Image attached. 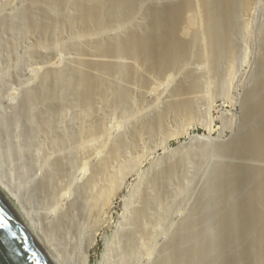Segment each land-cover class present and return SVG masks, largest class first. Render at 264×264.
I'll list each match as a JSON object with an SVG mask.
<instances>
[{"label":"rangeland","instance_id":"rangeland-1","mask_svg":"<svg viewBox=\"0 0 264 264\" xmlns=\"http://www.w3.org/2000/svg\"><path fill=\"white\" fill-rule=\"evenodd\" d=\"M32 2L0 0V180L9 191H18L23 195L27 201L23 211L37 225L36 232L39 228L45 231L48 222L46 216H53L55 218L52 219L57 220L60 214H69L71 224L68 232L50 234V239L54 236L52 241L55 247L58 246V252L63 255L62 258H56L58 262L77 264L79 246L89 248L88 264H152L156 260L162 263L166 258V247L180 234L183 224L198 208H202L201 217L211 227L207 229H214L216 233L214 223L230 207L231 201L227 199L220 207L216 205L219 189L216 190L213 181L215 169L221 165L227 168L238 165L248 167L250 161L249 167L263 168L264 158H250L247 162L248 156L236 152L224 154L208 148V151L203 149L201 154L190 156L184 169H178L168 185H160L159 194L150 190L149 181L159 167L168 164L169 154L180 152L182 146L188 145L191 140L214 146L218 140L220 144H227L235 138L243 116L249 109L248 94L261 80L259 76L264 74L261 65L264 57V0H254L246 15L239 14L240 26L233 40L234 54L232 58L226 55L225 62L221 64L222 72L213 69L206 71V62L197 57L184 61L175 70L155 74L148 72L140 59L126 55L116 58L95 56L96 59L132 65L136 76H144L147 82L141 83L139 79L126 81L117 72L91 70L100 75L106 85L105 98L96 95L93 114L76 102L74 89L68 86L56 89L58 96L62 97L60 104L47 102V105L37 100L44 67L56 63L58 68H63L83 57L76 49L74 40L82 32L78 27L72 31L60 27L43 32L40 26L29 25L25 12ZM47 5L45 2L42 6L46 8ZM72 12L74 9L69 11ZM42 13L44 15L45 12L40 11L39 15ZM44 16L40 19L43 20ZM185 24L183 22L178 27L180 36H183L181 28L184 27L191 33ZM87 35L88 32L82 34ZM83 42V45L87 44V41ZM61 45L65 47L59 48ZM194 46L195 50L202 47L199 43ZM36 48L40 50L35 51ZM203 70L207 72L204 86L192 94L196 120L184 125L169 117L167 125L171 133L175 132L173 137L164 129L156 132L145 130L144 120H150L169 102L179 99L176 93L178 85L192 75H201ZM119 89L128 91L127 98L121 103L116 101ZM207 96L213 98L211 106L205 100ZM44 117L49 120L48 125L43 121ZM94 125L99 130L92 138L82 134ZM136 131L142 134L138 141L140 143L126 149L122 158L111 163V170L115 172L123 170L126 162L131 164L123 172L120 189L108 207L92 210L90 195L83 190L90 174L87 163L103 155L107 145L125 138L131 142ZM57 162H64L67 172L56 175L50 198L45 202L35 186ZM250 182L244 179L240 183L242 191L253 189L255 183ZM146 196L152 201L148 205L149 215L143 222L145 230L136 233L135 241L129 245L128 235L135 229L134 214L140 206L142 208ZM234 251L231 247L222 254L214 251L210 263L222 264L227 259H234L233 264H240V251L238 254ZM253 259V256L250 257L248 264H254Z\"/></svg>","mask_w":264,"mask_h":264},{"label":"bare ground","instance_id":"bare-ground-1","mask_svg":"<svg viewBox=\"0 0 264 264\" xmlns=\"http://www.w3.org/2000/svg\"><path fill=\"white\" fill-rule=\"evenodd\" d=\"M253 1L33 0L32 5L29 4L30 7L25 12L27 15V18H25L28 19L29 25L40 26L43 32L51 29L58 30L60 27H66L71 31L72 29L76 30L77 27L80 28L79 31L82 33L78 34L74 40L76 49L83 55L82 58L72 61V64L64 66L65 68H58L59 66L56 63L44 67V75L36 98L43 103L46 102L45 104L47 102H49L48 104L59 103L62 97L58 96L56 89L68 86L74 89L76 102L84 106L89 114H93L95 110L94 102L98 97L96 95L105 98L106 85L101 76L92 73L91 70L104 73L117 72L122 74L126 81L139 79L141 83L147 82L144 76H139V78L136 76L135 68L132 65H122L118 61L109 59H96L95 56L116 58L126 55L140 59L147 66L148 72L155 74L175 70L181 67L184 61L197 57L206 62L208 68L207 70L204 68L206 71L213 69L220 72L222 69L221 64L227 58L226 55L232 58L234 54L233 40L240 26L239 14L246 15L245 13L249 12ZM45 2L49 6L43 8L42 5ZM71 9H74V12L69 13ZM40 11L45 12V16L43 13L39 15ZM42 16L45 17L43 20L40 19ZM183 22L187 24L191 33L189 32V34L187 28L184 27L181 28L183 36H180L177 31L180 30L178 27ZM84 32H88L89 35L82 36ZM83 41H87V44L83 45ZM195 43H199L202 47L199 49L200 46H198L199 50H195ZM63 47L65 46H59V48ZM36 50L40 49L36 48ZM262 61L261 65L264 70V57ZM205 70L201 75H192L189 79L182 81L176 91L179 99L169 102L163 107L162 111L150 120H144L143 128L151 132L164 129L173 137L175 132L172 130L173 133H171V128L168 127L169 124L167 125L169 117H173V120H176L179 124L184 123L186 125L192 121L194 122L197 113H195L196 105H194L192 94H195L204 86V75L207 73H204ZM259 77H261V80L248 94L247 104L249 109L243 116L241 127L235 138L227 144H220L218 140L214 146L196 142L195 139L191 140L188 145H183L180 152L169 154L168 164L158 168L157 173L151 179L152 181H149L151 191L159 194L160 185H168L173 174L178 169H184L186 162L189 161L187 159L190 156H196L203 149L213 148L218 152H224V154L236 152L241 156H248L247 162L250 158H264V74ZM127 92L126 89H119L116 101L120 102L126 99ZM212 99L211 96L205 98L209 106H211ZM40 116L43 117L44 115ZM43 121L48 125L49 120L47 117H44ZM95 125L89 127L86 131L84 130L82 134L84 133L92 138L95 132L99 130V127ZM141 135L136 131L134 140L131 142L125 140L126 138L116 140V143L105 146L106 149L103 155L99 156L96 161L91 160L87 163V167L84 166L89 169L90 174L87 176L83 190L90 195L92 210L95 211L110 205L111 200L121 187L122 182L120 181L123 172L131 166L126 162L123 170L120 169L115 172L111 170V163L115 159L122 158L126 149L133 148L140 143L138 141ZM222 136L221 134L220 137ZM250 162L248 167L238 165L235 168H227L221 165L217 166V170L215 169L216 176L213 181L217 186L216 190L219 189L216 193V205L220 207L227 199L231 201L230 207L224 210L217 217V222L214 223L217 232L214 233V229V231H211L207 220L201 217L202 208L195 209L192 216L181 227L180 234L170 244L168 243L165 260L162 263L161 260H156L152 264H211V253L217 251V253L222 254L226 249L230 250V247L232 252L234 251L233 248H235L234 252H236V248H239L237 252L240 251L239 254H241L240 264H248V260L252 256L254 264H264V167H249ZM66 166L64 162H57L51 171H47L48 173L46 172L47 174H44L37 182L35 189L43 201L49 200L50 191L55 184V177L57 174L63 175L62 173L67 172ZM244 179L255 183L253 189L249 192L242 191L240 187V183ZM17 192L9 191L0 180V195L10 206L25 232L43 251L50 264H63L62 261L61 263L56 259L57 257L62 258L63 255H61L62 252H58V246L55 247L54 241H52L54 236L50 239V234L67 231L71 224L69 214L67 212L60 214L57 220L52 219L55 218L52 215H50L52 218L46 216L48 222L45 231H41L39 228V231L36 232L37 225L32 223L30 217L26 216L23 211L27 201L23 195L21 196V193ZM147 193L150 192L147 191ZM144 198V205L142 208L140 206V209L134 214L135 229L128 235L130 236L129 245L135 241L136 233L145 230L143 222L149 215L148 205L152 199L150 200L147 196ZM208 226L210 229H207ZM128 248L127 250L130 251ZM78 250L76 263L88 264L89 248H79L78 246ZM63 260H65V257ZM233 260L227 259L222 264H233L235 261ZM239 260L237 263H239ZM124 263L126 264V262Z\"/></svg>","mask_w":264,"mask_h":264},{"label":"water","instance_id":"water-1","mask_svg":"<svg viewBox=\"0 0 264 264\" xmlns=\"http://www.w3.org/2000/svg\"><path fill=\"white\" fill-rule=\"evenodd\" d=\"M0 264H50L1 195Z\"/></svg>","mask_w":264,"mask_h":264}]
</instances>
